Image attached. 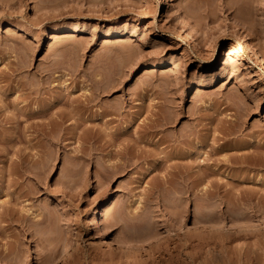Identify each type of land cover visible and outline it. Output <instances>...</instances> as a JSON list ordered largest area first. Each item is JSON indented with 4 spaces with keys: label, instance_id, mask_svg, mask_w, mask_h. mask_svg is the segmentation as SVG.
<instances>
[{
    "label": "rangeland",
    "instance_id": "rangeland-1",
    "mask_svg": "<svg viewBox=\"0 0 264 264\" xmlns=\"http://www.w3.org/2000/svg\"><path fill=\"white\" fill-rule=\"evenodd\" d=\"M249 142L264 146V0H0L5 263L264 264Z\"/></svg>",
    "mask_w": 264,
    "mask_h": 264
},
{
    "label": "bare ground",
    "instance_id": "bare-ground-1",
    "mask_svg": "<svg viewBox=\"0 0 264 264\" xmlns=\"http://www.w3.org/2000/svg\"><path fill=\"white\" fill-rule=\"evenodd\" d=\"M162 1L165 2L166 0H162ZM58 32H59V31H58ZM73 32L82 33L83 30L79 28V29H75V30H73ZM118 35H119V34H117V32H115V31H114V32H111V33L109 34L110 37H116V36H118ZM104 42H105V41H104ZM150 67H154V66L149 65L148 68H150ZM199 87H200V88H205L206 86L203 85V84H201ZM95 88H96V87H95ZM98 88H99V87H97V89H98ZM97 89H95V90L97 91ZM98 90H99V89H98ZM100 90H102L101 92L104 91L103 88H102V89L100 88ZM100 90H99V91H100ZM93 91H94V90H93ZM96 91H95V92H96ZM99 91H97V92H99ZM101 92H99V93H101ZM197 92H200V90H197ZM92 93H93V92H92ZM93 95H94V94H93ZM91 96H92V95H91ZM94 96H96V95H94ZM94 96H93V97H94ZM86 97H87V96H86ZM86 97H84V98L86 99ZM93 97H92V98H93ZM97 97H98V96H97ZM97 97H95V98L98 99ZM92 98L90 97V95H89V97H87V100H86V101H87L88 104H91ZM85 99H83V100H85ZM80 102H81L80 104H82V106H84V105H83V102H82V101H80ZM77 104H78V103H77ZM77 104H76V105H77ZM93 104H94V103H93ZM76 105H75V106H76ZM75 106H72L71 108H72V109H73V108L75 109ZM78 106H79V105H78ZM78 106H77L76 108H78ZM87 106H89V105H87ZM92 106H93V105H92ZM95 106H96V104H95ZM90 107H91V106H90ZM79 108H80V107H79ZM79 108H78V109H79ZM82 108H83V107H82ZM84 109H85V107H84ZM84 109H83V111H86V110H88V109H90V108L88 107V109H86V110H84ZM76 110H77V109H76ZM90 110H91V109H90ZM90 110H89V111H90ZM103 110H104V109H103ZM74 112H75V110H74ZM74 112H73V113H74ZM104 113L107 115L106 110H105ZM108 113H109V111H108ZM71 114H72V112L70 111V113H69L68 115H71ZM100 114L102 115L103 112L100 113ZM105 114H103L102 117H101V115H100L101 120H103L102 118H104V119H105V117L107 118V116H106ZM109 114H110V113H109ZM110 115H111V114H110ZM110 115H109V116H110ZM112 115H113V114H112ZM104 116H105V117H104ZM109 116H108V117H109ZM114 116H115V115H114ZM109 119H110V118H109ZM112 119H113V118H112ZM77 120H79V119H77ZM98 120H99V119H98ZM101 120H100V121H101ZM107 120H108V119H107ZM107 120L105 119L104 122H106ZM75 121H76V120H75ZM79 121H80V120H79ZM95 121H96V120H95ZM156 121H157V120H156ZM156 121H155V125H154L155 127H157L156 124H158V123H156ZM104 122H103V121H102V123L100 122V123H101L100 126H104V124H103ZM153 122H154V121H153ZM75 123H76V122H75ZM165 123L169 124V123L166 122V121H165ZM76 124H78V123H76ZM143 124H144V123H143ZM105 125H106V124H105ZM147 125H148V123H147ZM147 125H146V123H145L143 126H147ZM165 125H166V124H165ZM74 126H75V127H78V125L76 126L75 124H74ZM152 126H153V125H152ZM152 126L148 125L147 127H145V128L143 127V128H144V129L148 128V130H149V128H150V127L152 128ZM161 126H162V125H160V127H161ZM95 127H96V126H95ZM95 127H93V129H94ZM104 127H105V126H104ZM160 127H159V128H160ZM98 128H99V127L96 128V131H97ZM140 128H141V127H140ZM157 128H158V127H157ZM163 128H164V127H163ZM235 128H236V127H235ZM90 129H91V128H90ZM90 129L88 128L87 131H88V132H89V131L92 132ZM93 129H92V130H93ZM99 129H100V128H99ZM99 129H98V130H99ZM109 129H110V128H109ZM115 129H116V128H115ZM117 129H118V128H117ZM117 129H116V131L113 129V131H112V132L110 131L109 133H113L114 136H116ZM153 129H155V128L153 127ZM153 129H152V130H153ZM237 129H238V127H237ZM84 130L86 131V129H84ZM157 130H160V129H157ZM85 131H83V132H85ZM94 131H95V130H94ZM108 131H109V130H108ZM137 131H139V130H137ZM150 131H151V130H150ZM150 131H149V132H150ZM161 131H163V130H161ZM161 131H160V132H161ZM237 131H238V130H237ZM83 132H82V134H83ZM114 132H115V133H114ZM126 132H127V131H126ZM128 132H130V131H128ZM134 132H136V131H134ZM139 132L141 133V131H139ZM139 132H138V134H139ZM146 132H147V131H146ZM151 132H152V131H151ZM153 132L158 133L159 131H158V132H157V131H153ZM160 132H159V133H160ZM109 133H108V134H109ZM118 133H119V132H118ZM120 133H121V132H120ZM120 133H119V134H120ZM130 133H131V132H130ZM130 133H129V134H130ZM136 133H137V132H136ZM136 133H135V134H136ZM156 133H153V134H156ZM159 133H158V134H159ZM232 133H236V130H233ZM122 134H123V132H122ZM132 134L134 135V133H132ZM158 134H157V135H158ZM124 135H128V134H127V133H126V134L124 133V134L122 135V136L124 137V139H125V136H124ZM139 135H141V134H139ZM150 135H151V137L153 138L152 133H151ZM157 135H154V136H157ZM108 136H110V135H108ZM111 136H113V135H111ZM118 136H119V135H118ZM135 136L137 137L138 135H135ZM166 136L168 137V135H166ZM170 136H171V135H170ZM139 137H140V136H138L137 138H139ZM172 137H174V135L171 136V137H169V139H173ZM181 137L184 138V136H181ZM109 138H110V137H109ZM131 138H133V137H131ZM137 138H136V139H137ZM182 138H181V139H182ZM110 139H111V138H110ZM112 139H113V138H112ZM121 139H122V138H121ZM124 139H123V140H124ZM134 139H135V138H134ZM157 139H159V138H157ZM160 140H161V137H160V139L157 140V141H158L159 143H160L161 141H162L163 143H167V142L165 141L166 138H165V140H161V141H160ZM175 140H177V139L174 138V142H175ZM190 140H191V138H190ZM170 141H172V140H170ZM179 141H181V140H179ZM179 141H178V142H179ZM188 141H189V140H188ZM188 141H187V142H188ZM108 142H109V141H107V143H108ZM158 142H157V143H158ZM162 142H161V143H162ZM172 142H173V141H172ZM189 142H191V141H189ZM126 143H127V142H126ZM129 143H130V141H129ZM175 143H176V142H175ZM177 144H178V143H177ZM179 144H180V143H179ZM124 145H125V144H124ZM124 145H122V146L125 148L126 145H125V146H124ZM170 145H172V144H169V146H170ZM220 145H221V144H220ZM245 145H246V144H245ZM258 145H259V144H258ZM261 145H262V144H261ZM261 145H260V146H256V145H254V144L251 145L250 142H249V146H248L247 148H249V149H255V150H256V149H260V150L263 149V150H264V146H261ZM128 146H130V145L128 144ZM172 146H173L172 149L174 150V145H172ZM172 146H170V148H171ZM176 146H177V145H176ZM178 146H179V145H178ZM222 146H223V144H222ZM222 146H221V147H222ZM130 147H133V145H131ZM130 147H129L128 149H132V151H133L134 148H130ZM134 147H135V146H134ZM126 148H127V147H126ZM126 148H125V149H126ZM135 148H136V147H135ZM218 148H219V147H217V149H218ZM245 148H246V147H245ZM128 149H127V150H128ZM217 149H216V150H217ZM134 150H135V149H134ZM137 150H138V149H137ZM137 150H136V151H137ZM170 150H171V149H170ZM185 150L187 151V149H185ZM121 151H122V153H120V152H119V153H120V154H124V153H123L124 150L122 149ZM125 151H126V150H125ZM171 151H172V150H171ZM171 151H170V153H172ZM183 151H184V150H183ZM183 151H180V153L183 154V153H184ZM251 151H252V150H251ZM251 151H249V152L251 153ZM188 152H189V151H188ZM252 152H255V154H256L257 156H256V155L254 156V155L251 153L252 157H248V156H247V157L244 158V156H243L242 154L239 155V157L242 156V159H243V158H244V159H247V160L250 159L249 161H246V160H245V161H246V163L248 162V164L251 165L252 168H256V167H258V169H259V166H262V165L264 166V156L261 157L262 152H261V151H258L259 153H256V151H254V150H253ZM177 153H179V152L177 151ZM260 153H261V154H260ZM184 154H185V153H184ZM184 154H183V156H184ZM187 154H188V153H187ZM259 154H260V155H259ZM172 155H173V159H174V154H172ZM244 155H245V154H244ZM247 155H249V154L247 153ZM185 156H186V155H185ZM245 156H246V155H245ZM179 157H180V154H176V152H175V158L178 160ZM230 157H231V158H230ZM237 157H238V156H237ZM237 157H235V156H234V157H233V156H229L230 159L227 157L228 159H227L226 161H225V160H224V161L227 162V164H228L229 162H230V164H231V160H232V158L235 159V160H237V159H238ZM180 158H181V157H180ZM240 158H241V157H240ZM240 158H239V159H240ZM176 159H175V160H176ZM242 159H240V161H241ZM127 162H128V161H127ZM242 162H243V161H242ZM246 163H245V164H246ZM123 165H124V164H123ZM223 165H224V163H223ZM226 167H227V165H226ZM228 167H229V166H228ZM249 167H250V166H249ZM120 168H121L120 171H123V170H122L123 167H120ZM124 168H125V167H124ZM172 168L174 169L175 167H172ZM172 168H171V169H172ZM243 168H244V167H243ZM247 168H248V166H247ZM263 168H264V167H263ZM118 169H119V167H118ZM250 169H251V168H250ZM252 170H254V169H252ZM261 170H262V169H261ZM177 171H179L178 175H180V174L182 173L180 170H177ZM174 172H175V170H174ZM180 172H181V173H180ZM202 172H203V171H202ZM202 172H201V173H202ZM205 173H207V172H205ZM205 173L203 172L201 175L199 174V178L197 177V179H199V183L202 182V184H203V182H204L205 180H208V179L206 178ZM175 174H176V173H175ZM188 174H189V173H188ZM189 175H191V174H189ZM191 176H192V175H191ZM191 176H190V177H191ZM188 178H189V177H188ZM197 181H198V180H197ZM200 181H201V182H200ZM206 182L209 183V184H212V183H210V181H209V182L206 181ZM239 184H240V183H239ZM191 186H193V185H191ZM208 187H209V186H207V188H208ZM212 187H213V184L210 185L209 188L211 189ZM188 188H190L189 185H188ZM207 188H205V189H206V190H205V194H211V193H213V192L215 191L214 189H216L215 187H213V190H211V191H213V192H211V191L209 190V188H208V189H207ZM217 188H218V186H217ZM219 188H220V187H219ZM185 189H186V188H185ZM190 189H191V188H190ZM190 189H188V190H190ZM193 189H195V185H194V188H192L191 190H193ZM182 190H184V189H182ZM218 190H220V189H218ZM186 191H187V190H186ZM193 191H194V190H193ZM193 191H192V193H193ZM216 191H217V190H216ZM244 191H245V190H244ZM244 191L241 190V191L238 193V194H239L238 197H239V196H244V197L246 198V197L248 196V194H249V195L251 194L250 192L247 194V193H246L247 191H246V192H244ZM200 192H201V191H200ZM217 192H218V191H217ZM251 192H252V191H251ZM179 193H180V191H179ZM183 193H184V191L182 192V194H183ZM188 193H189V192H188ZM215 193H216V192H214V195H215ZM185 194H186V193H185ZM202 194H203V193H202ZM252 194H254V193H252ZM252 194H251V195H252ZM235 195H237V194H235ZM245 195H247V196H245ZM261 196H264V194L261 195ZM261 196H260V198H263V197H261ZM250 197H251V196H250ZM235 198H236V196H235ZM247 198H248V197H247ZM247 198H246V199H247ZM251 198H254V195H252ZM251 198H249V199H251ZM237 199H238V198H237ZM239 199H241V197H240ZM243 199H244V198H243ZM249 199H247V200H249ZM254 199H255V198H254ZM252 200H253V199H252ZM249 202H251V201H249ZM248 204H250V203H248ZM251 204H252V202H251ZM254 205H255V204L253 203L252 206L254 207ZM248 206H249V205H248ZM249 207H250V206H249ZM256 207H257V206H256ZM254 208H255V207H254ZM254 208H253V209H254ZM248 209H249V208H248ZM251 209H252V208H251ZM251 211H252V210H251ZM254 211H255V209H254ZM255 212H256V211H255ZM189 231H190V230H186L185 233H187V232H189ZM200 231H202V232H212V233H214V230L208 229V228H206L204 225H196V227H195L194 229H192V232H200ZM246 235L248 236L249 234H246ZM113 245H116V250H117V251H120V252H122V253H130V249H128V248H127L122 242H120L119 240H116V239H115ZM16 253H17V252H16ZM4 260H6V259L0 254V261H1V262L3 261V262L5 263ZM4 263H1V264H4ZM5 264H7V263H5Z\"/></svg>",
    "mask_w": 264,
    "mask_h": 264
}]
</instances>
